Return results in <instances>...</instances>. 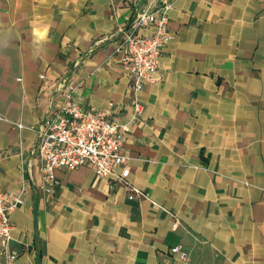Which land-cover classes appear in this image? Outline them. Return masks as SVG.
<instances>
[{
  "label": "crops",
  "instance_id": "1",
  "mask_svg": "<svg viewBox=\"0 0 264 264\" xmlns=\"http://www.w3.org/2000/svg\"><path fill=\"white\" fill-rule=\"evenodd\" d=\"M154 2L172 39L133 119L115 51L132 0H0V190L23 200L0 264H264V0ZM68 87L127 127L146 199L86 167L46 190L32 129Z\"/></svg>",
  "mask_w": 264,
  "mask_h": 264
},
{
  "label": "built area",
  "instance_id": "2",
  "mask_svg": "<svg viewBox=\"0 0 264 264\" xmlns=\"http://www.w3.org/2000/svg\"><path fill=\"white\" fill-rule=\"evenodd\" d=\"M132 4L135 10L115 51L129 71L133 119H136L142 109L137 96L145 83L155 81L161 54L172 35L168 25V4H156L154 0L144 3L132 0ZM74 92V88L68 87L58 109L48 113L32 129L37 138L33 155L39 161V173L46 190L49 191L56 183L58 170L74 171L86 167L100 179L112 178L116 183L125 185L130 192L129 198L146 199L145 193L130 186L128 170L123 168L128 161L122 152L123 133L127 127L119 126L105 111L83 110L75 102ZM16 127L23 128L20 124ZM22 204L19 196L0 190V241L8 243L12 239L14 226L11 215ZM171 254L181 261H188V254L179 246L172 248ZM15 259L14 255L7 256L8 263Z\"/></svg>",
  "mask_w": 264,
  "mask_h": 264
}]
</instances>
